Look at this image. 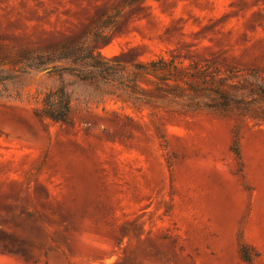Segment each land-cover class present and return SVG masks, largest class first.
Wrapping results in <instances>:
<instances>
[{"label": "rangeland", "instance_id": "rangeland-1", "mask_svg": "<svg viewBox=\"0 0 264 264\" xmlns=\"http://www.w3.org/2000/svg\"><path fill=\"white\" fill-rule=\"evenodd\" d=\"M0 57V264H264V0H0Z\"/></svg>", "mask_w": 264, "mask_h": 264}, {"label": "trees", "instance_id": "trees-1", "mask_svg": "<svg viewBox=\"0 0 264 264\" xmlns=\"http://www.w3.org/2000/svg\"><path fill=\"white\" fill-rule=\"evenodd\" d=\"M52 55H59L61 58H76L86 62L89 66L97 68L105 73H111L112 68L109 67L108 60L101 58L96 53V49L91 45L75 46L71 43H64L59 48L54 49ZM58 53V54H57ZM21 60L27 62H35V57L29 53H23ZM39 64L43 63L42 55L36 58ZM4 59L0 57V66L3 65ZM29 67V66H28ZM137 74H146L155 79L174 84L172 87H179V81L182 78L175 76L174 73H179V69L171 63L166 62L163 58L152 60L147 64H139L135 66ZM7 80L0 75V81ZM35 114L41 121L51 120L58 124H71L73 122V108L71 99L64 87H59L45 93L42 107L35 111Z\"/></svg>", "mask_w": 264, "mask_h": 264}]
</instances>
